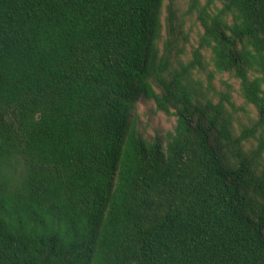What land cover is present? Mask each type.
<instances>
[{"label":"trees","instance_id":"trees-1","mask_svg":"<svg viewBox=\"0 0 264 264\" xmlns=\"http://www.w3.org/2000/svg\"><path fill=\"white\" fill-rule=\"evenodd\" d=\"M0 264H264V0H0Z\"/></svg>","mask_w":264,"mask_h":264},{"label":"rangeland","instance_id":"rangeland-1","mask_svg":"<svg viewBox=\"0 0 264 264\" xmlns=\"http://www.w3.org/2000/svg\"><path fill=\"white\" fill-rule=\"evenodd\" d=\"M178 1V0H177ZM182 6L184 0H181ZM192 36L195 37V28H193ZM141 130L145 136L154 135L155 133L165 134L171 130L175 118L168 117L164 113H154V105L150 102H139L137 106Z\"/></svg>","mask_w":264,"mask_h":264}]
</instances>
